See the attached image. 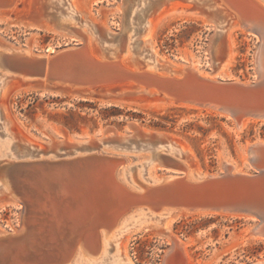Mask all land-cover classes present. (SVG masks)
Returning a JSON list of instances; mask_svg holds the SVG:
<instances>
[{
    "label": "water",
    "instance_id": "1",
    "mask_svg": "<svg viewBox=\"0 0 264 264\" xmlns=\"http://www.w3.org/2000/svg\"><path fill=\"white\" fill-rule=\"evenodd\" d=\"M23 1L0 0V14L21 8ZM214 1L229 15V22L240 23L258 37V51L261 47L264 50L263 5L257 0ZM31 15L35 22L42 21L37 12ZM46 15L44 9V18ZM0 45L9 44L0 41ZM227 48L223 41L222 52L212 59L211 69L199 65L207 75L192 70L187 60L175 56L159 66L158 75L143 65L136 72L121 70L112 60L101 63L88 57L79 40L51 52L0 50V72L41 82L44 94L70 92L71 100L98 94L110 101L130 94L122 87L129 86L132 90L156 91L178 104L210 106L233 120L257 117L264 121V69L248 80L222 76L218 68L227 57ZM85 137L90 139L83 143L88 149L79 154L72 153L75 142L64 140L41 157L0 159V183L8 188V200L15 202L8 205L21 207L20 225L0 234V264H68L76 246L94 256L101 246V234L117 230L123 218L141 209L222 213L254 223L264 221V147L262 150L256 144L260 139L248 146L249 171H232L222 165L217 171L192 178L179 163L187 160L182 157L179 161L163 152L159 166L164 174L173 175L153 185L136 180L133 186L119 177L124 155L100 147L105 141L157 146L172 140L171 136L142 130L131 122L123 134L108 128L96 138ZM54 149L58 152L52 153ZM33 151L41 152L37 148Z\"/></svg>",
    "mask_w": 264,
    "mask_h": 264
},
{
    "label": "rangeland",
    "instance_id": "2",
    "mask_svg": "<svg viewBox=\"0 0 264 264\" xmlns=\"http://www.w3.org/2000/svg\"><path fill=\"white\" fill-rule=\"evenodd\" d=\"M164 1L75 0L74 4L77 11L83 12L80 13V18H85L88 22V29L96 45L99 42L111 45L112 42L122 49L128 37H132L130 40L134 41L143 32V22L152 5L156 3L153 17ZM151 3L153 4L150 5ZM163 5L169 11L156 29L154 43L162 59L168 60L167 58L175 56L176 59L188 60L191 57L198 66L211 69L216 47H221L224 41L236 52L230 76L248 80L257 75L256 55L260 43L258 37L236 30L220 38L214 24L195 1L170 0ZM70 6L71 1L66 0L64 5L56 9L63 17L72 10ZM31 12V0H26L24 7L16 15L0 18V41L15 46L30 44L35 51L78 42L76 35L63 33L46 20L35 22ZM131 14H136V17L132 19ZM94 24L96 28L93 27ZM107 31L120 33L112 36ZM162 63L161 61L159 64ZM2 80L3 78L0 79V89ZM11 80L7 94L0 97V159L10 160L6 155H14L20 147L25 151L24 141L48 151L62 139L73 143L77 141L74 138H95L97 133H103L108 128H115L118 134H123L128 125L135 122L142 130L169 134L172 138L169 144L188 149L189 154L194 157L189 158L190 162L202 172H209L219 170L222 159L226 157L245 167L244 149L249 143L264 140V123L249 121L242 129H238L233 120L224 115L169 104L153 96L135 101L125 100L127 96H123L109 101L96 94L71 100L73 94L69 92L44 94L33 83L18 78ZM7 118L11 120L9 130L16 132L17 137L11 144L7 140ZM15 142L18 143L14 146ZM123 143L108 141L100 150L110 144L123 149L144 144L137 141ZM123 149L114 150L109 147L106 151L130 155L128 164H133L130 166H134L135 172L131 171L134 175L140 169H147L149 160L141 155L151 156L149 152L132 153ZM176 154L188 160L187 153ZM123 157L126 159V156ZM155 165L153 173L163 174L164 168ZM151 168L152 165L149 169ZM20 214V206L0 207V231L8 232L17 228L20 225ZM145 224H141V227L130 225L123 233H116L108 242V257L104 253L96 256L83 254V260L79 259L77 264L114 263L116 243L121 236V242L127 244V252L136 264H162L172 240L156 220L147 221ZM253 224L254 221L246 218L222 215L180 216L171 223V232L174 237L182 238L186 242L187 257L182 260V253L180 255L176 250L172 253L173 259L177 264H253L264 261V240L252 235L250 231ZM126 238H129L127 242Z\"/></svg>",
    "mask_w": 264,
    "mask_h": 264
},
{
    "label": "bare ground",
    "instance_id": "3",
    "mask_svg": "<svg viewBox=\"0 0 264 264\" xmlns=\"http://www.w3.org/2000/svg\"><path fill=\"white\" fill-rule=\"evenodd\" d=\"M64 1H66V0H31V6L33 5V11L37 12L42 17L40 20H46V21L52 23L58 30L63 31V33L66 32L67 34L76 35L79 38L80 43L84 44L86 55L88 57L92 58L93 60L99 61L101 63H105V62H108L109 60H112V62L116 63V66H118L119 69L128 70L131 72H136L137 69L143 65L142 67H145L146 71H148L154 75L159 74V72H158L159 66H165L166 62H168V60L162 59L163 57H161L160 54L156 51L154 43H155L156 29L159 26L160 22L165 18L166 14L169 11L168 7L164 6L163 4L165 1L169 2L170 0H165L164 2H162V5L159 7L157 12L154 10L156 12L155 13L156 15L153 17H152L153 9L156 6V3L150 4V5H152V4L153 5L150 8L148 14L145 16V19L143 22V24H144L143 25V32H140V35H139L140 37L138 36V38L135 39L134 41L130 40L132 37H128L126 39L125 43L123 44L122 49H120L117 44H112V42H111V45H100V43H98L96 45L94 43V41H93L94 38L91 37V31L88 29V25H89L88 22H86L85 18L84 19L80 18L81 17L80 13L82 11L76 10L77 7H76V4H74L75 0H68V2L71 1L70 7H72V10H70V12L68 11V14L64 15L62 17L61 14L59 13L60 11L56 8H58L61 5H64ZM189 1H195L196 4H199L201 6L202 11L209 17L211 22L214 24L215 29H216V33L220 38L224 35L227 36L236 30H238L240 32L248 33L249 29L247 27L241 25L238 22H229L228 21L229 15H226L225 12L223 11V9L221 8V5L217 4L214 0H189ZM257 1H258V3H260L261 5L264 6V0H257ZM25 2H26V0L23 1V6L21 8H17L13 12L0 14V18L7 17V16L12 17L13 15H16V12L24 7ZM44 9H47V15L45 16V18H44ZM132 11H133V8H132ZM137 12H138V10L136 11V13ZM140 12H142V11H140ZM135 17H136V14L132 15V19H134ZM128 21L130 22L129 19H128ZM80 23H82V24H80ZM131 23L133 24L132 20H131ZM93 27L96 28V25L94 24ZM129 27H130V24H129ZM125 30H127V29H125ZM108 33L112 34L114 36H116V35L118 36L120 32L115 33L112 31H108ZM135 34H136V32L133 34V36ZM3 46L4 45H0V48H2L0 50H3L5 52L11 51V50H19V51L22 50V51H24L25 54H32L33 53L32 45L15 46V45L9 44L7 47H3ZM219 46L220 45H217L216 55L213 58H217L219 56V54H221L223 45H221V47H219ZM262 48L263 47H261V49L257 53L256 65H257V70L259 72H261V70L264 69V50H262ZM47 50H48V52H51L52 48H49ZM235 56H236V52L234 51V49L233 48L230 49V47L228 46L227 57L225 58V60L222 62V64L218 68V73H220L224 77H232L230 75H231V70H232L231 68L233 66V61H235ZM161 61L163 63L159 64ZM187 61L189 63V67L192 70H194L200 74H205V75L208 74V73L203 72L200 69V67L198 66V64L196 63V61H193V59L191 57L188 58ZM1 78H3V80H2V87L0 89V97H3L8 92L9 84L12 81L11 79H15L18 77L9 76L7 74L0 72V79ZM66 78H68V77H66ZM18 79H20L24 82L33 83L34 85H36L39 88L41 87L40 84H42L41 82L26 80L24 78H18ZM122 87H123L124 91L131 92L128 95H124V96H127L125 98V100H128V101H135L138 99H143L146 97L148 98V97L153 96V97L160 99V100H162L166 103H169V104L189 106V107H193V108H198L200 110H202V109L208 110L211 113L219 114L218 111H216L213 107H210V106H192V105H188V104H178L175 101L168 99L164 96L163 97L162 96H156L157 92L153 91V90H146L143 88H139L137 90H132L133 87H131V88L129 86H122ZM69 94H70V92H69ZM128 96H131V97H128ZM120 97H123V96H120ZM120 97H118V98H120ZM231 120H233V119H231ZM249 121L264 123V121H261L257 117H250V118H244V119L236 118V120H233V122L235 123V125L237 126L238 129H242L244 127V125L246 124V122H249ZM6 124H7V132H8V139L7 140H9L8 142H10V144H11L17 138L15 135L16 132H14V131L12 132L9 130V127L11 125V120L9 118L6 119ZM63 136L65 137V135H63ZM124 136H126V135H124ZM64 140H66V139H62L60 142H63ZM100 140H103V137L100 138ZM89 141H90V139H88V138L77 139V141L75 142L77 145H75V150L72 153L73 154L74 153L79 154L80 152L86 151L88 149V147H85L83 145V143L89 142ZM107 142L108 141H105L104 145L107 144ZM169 142H170V140H166L165 143L162 142L163 144L157 145V146L144 143L141 145H137L135 147H127L126 149L118 148V146L110 144V145H107L105 147V149L102 151H105L108 153H114L111 151H106V148L112 147V148H114V150H122L123 149V150H127L129 152L132 151V153L135 151H138V152L139 151L140 152H143V151L146 152L147 151L151 154V156L141 155V157L147 158V160H149L148 165H147V169H144L142 171L140 169L141 174H140V172L137 171V174L134 175L131 172V171L135 172L134 167L130 166L132 163L128 164L130 161L129 158H131L130 155H125L122 153H116V154H121V155L126 156V159L122 161L123 167L119 170V177L122 178V181L125 184L127 182H129L133 186L136 185V183H138L136 180H138L142 184L153 185V184L159 183L164 177L173 175L172 173L167 174V175L164 173L163 174L158 173L157 175L153 173V170H152L153 165L156 164L155 167H157V165L158 166L160 165V163L162 161L161 154L163 152H165V153H167L173 157H176V158L178 157L179 161L182 157H180L176 153L177 152L180 154L181 153H185V154L187 153V156H188L187 161H189V162L180 161L179 163L181 164L182 168L186 171L188 176L192 177V178H199L201 175L204 174V172H202L198 167L194 166L195 164H192V162H190L189 158L194 159V157L191 154H189L190 151L188 149L184 150L182 147L178 148L177 145L175 146L173 144H169ZM16 143H18V142H15L14 146L16 145ZM24 143H25V151L20 147L19 151H16V153H14V155L8 154L6 156L8 158H11L10 160H13L15 158L16 159H29V158H31L33 156H37V155L41 157L43 154H47L49 152V151H44V150L40 149L38 146L33 145L29 141H24ZM251 144L252 143H249L243 152V161H244L245 167H242L241 164L235 162L230 157H226V158L222 159L221 166L223 165V167H225L229 170H232V171L233 170L234 171H240V172H245V170L249 171L248 151L247 150H248V146H250ZM256 144L260 145V147L263 150L264 140H259L256 142ZM72 146L73 145H71V147ZM101 147H103V146H101ZM34 148L41 150V152L39 154L34 152L33 151ZM81 149H83V150H81ZM26 150L28 151V153H26ZM62 150H63V148H62ZM57 152L58 151L56 149H54L52 153H57ZM263 152H264V150H263ZM151 165H152V168L149 169V167ZM207 173L208 172H206V174ZM7 191H8L7 186H4V184L0 183V207H5L8 204L15 203L14 200H11V199L8 200L9 198H7L8 196H6ZM188 215H196V216L222 215V216L231 217V218H245L242 216H235V215L222 214V213L206 214L204 212H198V211H196V212H183V211H173V210H163V211H160L159 213H155V212H151L149 210L141 209V210H137V211L129 214L125 218H123V220L119 224V228L117 230H114L113 232H109L108 235L107 234H101V238H102L101 246H100L99 251L96 252L95 254L98 255L99 253L100 254L104 253L108 257V255H107L108 252H106L108 242L111 241L112 237L113 238L115 237L116 233H118V234L123 233L124 229L126 227H129L130 225L141 227V224L146 225L145 222H147V221L156 220L159 223L160 228L162 226H163V228H165V232L168 234V236L172 240V245H171V247H170V249H169V251H168V253L164 259L165 260L164 264H177L173 259L172 253L174 251L178 250L180 255L182 253L181 258H182V260H184V257L185 256L187 257V252H186V247H185L186 242H183L181 240L182 238L180 239L179 237H177V236L174 237L172 235V232H171L172 230H171L170 225L173 221H175L180 216H188ZM246 219L250 220L249 218H246ZM14 230H16V228ZM2 232L3 231H0V234H2ZM250 232L252 233V235L254 237H256L258 239L261 238L264 240V221L260 222V223H254ZM3 233H6V232H3ZM122 238H123V236L119 237L117 240V243H116V253L114 255V258H115L114 263L116 262L117 264H136V262L134 261L132 256L130 254H128V252H127V244L126 243L124 244L121 242ZM128 240H129V238L128 239L126 238V242ZM91 253H93V252H91ZM83 254L88 255L87 252L84 251V249L80 248V246H76L75 250L72 253V256L69 258L67 263L68 264L69 263L74 264V262L77 261L76 262V264H77L79 259L83 260L81 258L84 256ZM96 255H94V256H96ZM104 256L105 255H103V257ZM81 260L79 261V263L81 262ZM187 261H189V260H187ZM112 263L113 262L111 261V264ZM263 263H264V261H258V262L253 263V264H263Z\"/></svg>",
    "mask_w": 264,
    "mask_h": 264
}]
</instances>
